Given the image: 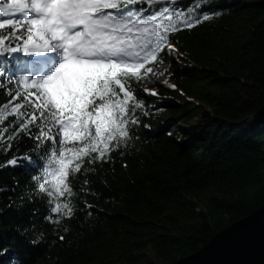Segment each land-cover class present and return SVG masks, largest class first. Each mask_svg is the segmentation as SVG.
I'll return each mask as SVG.
<instances>
[{
  "label": "trees",
  "instance_id": "1",
  "mask_svg": "<svg viewBox=\"0 0 264 264\" xmlns=\"http://www.w3.org/2000/svg\"><path fill=\"white\" fill-rule=\"evenodd\" d=\"M194 4L211 18L169 33L174 56L164 47L148 65L166 64L172 87L148 75L132 82L139 123L105 161L85 160L70 176L71 197L50 204L40 189L55 167L50 142L21 134L11 150L0 145V165L19 157L0 167V250L9 249L0 264H175L264 205V127L253 121L264 106V0L135 7L148 15ZM28 58L0 57V106L30 91L18 83ZM57 202L71 203V217L51 213Z\"/></svg>",
  "mask_w": 264,
  "mask_h": 264
},
{
  "label": "snow or ice",
  "instance_id": "2",
  "mask_svg": "<svg viewBox=\"0 0 264 264\" xmlns=\"http://www.w3.org/2000/svg\"><path fill=\"white\" fill-rule=\"evenodd\" d=\"M157 2L0 0V57L23 52L46 58L36 61L46 71L22 75L18 81L28 82L30 91L16 90L0 106V145L11 150L21 134L50 142L55 167L45 171L51 179L40 184L50 204L73 195L69 178L81 172L85 160L105 161L129 139V126L139 123L135 109L143 107L131 84L152 73L148 65L159 60L164 47L174 51L166 44L167 35L211 18L196 15L199 4L187 13L164 7L148 15L135 7ZM5 28L11 31L3 33ZM18 161L14 157L0 167L16 166ZM50 211L71 217L73 208L70 202H57ZM8 252L3 248L0 257Z\"/></svg>",
  "mask_w": 264,
  "mask_h": 264
},
{
  "label": "water",
  "instance_id": "3",
  "mask_svg": "<svg viewBox=\"0 0 264 264\" xmlns=\"http://www.w3.org/2000/svg\"><path fill=\"white\" fill-rule=\"evenodd\" d=\"M253 121L264 127V106ZM175 264H264V205Z\"/></svg>",
  "mask_w": 264,
  "mask_h": 264
},
{
  "label": "rangeland",
  "instance_id": "4",
  "mask_svg": "<svg viewBox=\"0 0 264 264\" xmlns=\"http://www.w3.org/2000/svg\"><path fill=\"white\" fill-rule=\"evenodd\" d=\"M166 56L168 57H173L174 52L173 50H170L169 48L167 49ZM34 58V57H33ZM167 65H159L156 67L155 70L152 71V73L148 74V79L150 83L156 82L158 84H162L168 87H172V83L169 81L168 76L165 72ZM38 69V68H37Z\"/></svg>",
  "mask_w": 264,
  "mask_h": 264
},
{
  "label": "bare ground",
  "instance_id": "5",
  "mask_svg": "<svg viewBox=\"0 0 264 264\" xmlns=\"http://www.w3.org/2000/svg\"><path fill=\"white\" fill-rule=\"evenodd\" d=\"M33 59H34L35 61L39 60L41 63H43V62L46 60L45 57H34ZM43 71H46V67H45V68H41V70L39 71V73H40V72H43ZM39 73H38V74H39Z\"/></svg>",
  "mask_w": 264,
  "mask_h": 264
}]
</instances>
